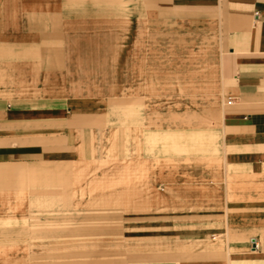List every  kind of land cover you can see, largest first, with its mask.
Instances as JSON below:
<instances>
[{
    "label": "rangeland",
    "instance_id": "374dc122",
    "mask_svg": "<svg viewBox=\"0 0 264 264\" xmlns=\"http://www.w3.org/2000/svg\"><path fill=\"white\" fill-rule=\"evenodd\" d=\"M30 2L39 18L47 12L62 17L66 10L87 14L62 20L70 28L55 31L60 41H37L22 26L32 15L25 11ZM138 6L136 0H0V108L30 114L20 125L0 128V262L28 260L52 249L125 259L131 237L134 259L140 262L142 237L158 234L152 229L157 223L142 221L165 219L160 234L168 242L175 216L188 221L190 214L220 210L215 204H220L222 176L206 172H220L222 166L221 110L228 100L222 94L221 24L211 30L204 22L157 16L144 22L132 14ZM8 16L16 23L5 27L1 21ZM68 44L69 74L61 68L64 56L58 59ZM84 47L101 51L102 57L111 50L107 63L115 80L108 85L114 94H104L108 85L94 77L98 72L81 67L77 73L75 62L89 57L78 54ZM169 49L175 54L163 59L161 53ZM209 51L212 81L189 80L196 56ZM174 64L178 80L171 92H129L124 78L133 70L143 86L152 68ZM195 70L201 73L200 67ZM51 111L60 114L53 117ZM55 119L64 122L52 123ZM23 139L41 142L20 145ZM45 141L54 149L44 151ZM19 150L29 154H10ZM78 182L82 185L73 184ZM94 182L115 184L107 193L134 186L163 198L146 201L139 195L130 204L91 205L97 193L86 184ZM219 238L211 240L215 264L224 260L220 247L217 251Z\"/></svg>",
    "mask_w": 264,
    "mask_h": 264
},
{
    "label": "crops",
    "instance_id": "0c3cea01",
    "mask_svg": "<svg viewBox=\"0 0 264 264\" xmlns=\"http://www.w3.org/2000/svg\"><path fill=\"white\" fill-rule=\"evenodd\" d=\"M136 1L139 6L132 8V14H139L144 22L146 17L149 19L151 16H157L158 19L173 17L175 22L180 23L204 22L211 30L215 25L221 24L223 32L222 94L232 104L223 106L221 110L219 137L222 166L220 172H206V174L215 173L222 176L220 183L222 196L220 204H215L220 207V210L217 213L190 214L186 218L188 221H183L182 216H175L174 235L168 242L166 241L167 237L160 234L165 232V219L142 221L143 224L146 222L157 223L158 226L153 225L152 229L158 230L159 235L149 232L147 237H142L140 253L143 256V261L140 262L134 259L135 248L133 237H131V242L130 238H126L125 259L119 257L118 254L85 253L79 250L66 252L51 248L52 250L45 254L31 257L28 260H4L0 264H215L214 244L211 243V240L216 236H220L217 251L220 247L224 256L223 264H264V0ZM61 7L63 8V5ZM35 10L37 11V8L34 3L30 2L26 5L25 11L32 12V15L23 20L22 26L26 32L33 31L37 36V41L46 39L54 42L60 41L62 36L55 31L70 28L68 25H62L64 24L62 20L70 19L73 16L81 18L80 15L87 14L66 10L62 17L56 13L47 12L42 18H39L34 14ZM1 23L7 27L14 25L16 21L9 19L8 16ZM50 30H54L52 35L48 34ZM66 40L69 42L70 36ZM69 48L70 45L63 55L60 54L58 57L59 59L64 56L61 68L68 74L71 68L70 63L73 61L70 59ZM80 50L78 54L84 53L89 57L75 62L77 73L80 74L79 71L82 68L101 73L100 75L95 73L94 77L105 80L107 85L110 84L108 81L115 80V77L110 74L111 66L107 63L109 62L107 59L111 60V50L108 49L109 56L104 53L103 57L101 51H94L87 47ZM172 50L163 51L161 57L163 55V59H168L170 54H175ZM211 52L196 56L193 67L191 65L193 69L187 74L189 80L212 81L214 69L211 65V57H213ZM55 65L56 63L52 64L48 69ZM197 67L201 68V73L196 72L195 68ZM37 69L34 68L33 73L36 74ZM176 69L175 64L173 67L169 65L152 68L147 74L146 83L143 86L139 84L134 70L130 77L124 79L125 83L129 85L131 94H138L142 90L155 94L171 92L178 80ZM88 76L93 77L90 74ZM156 80H163L164 83H157ZM189 87L186 86L183 89L191 91ZM196 87L205 88L204 86ZM198 88L196 89L198 90ZM106 89L104 94H114L113 92H115L109 85ZM118 108L117 106L114 111ZM111 111L107 113L109 120L113 117ZM50 113H53L52 116L60 114L59 111ZM29 115L21 112H6L0 108V128L5 129V127L16 123H18L16 125H20L19 122L27 120L26 116L29 117ZM57 122L64 121L55 119L52 123L57 124ZM61 126L63 125L60 124L59 127ZM110 131L109 129V133ZM210 139L214 140V138ZM37 142L41 141L35 139L18 141L20 145ZM43 146L44 151L54 149L51 141H45ZM22 153L27 154L28 152L24 150L10 152L14 155ZM73 184L82 185L79 182ZM86 186L90 187L93 193H97L90 201L91 205L96 206H108L120 202L130 204L139 195L146 201L163 198L158 193L153 195L148 188L143 190L133 186L120 192L107 193L106 191L115 184L94 182L86 184ZM147 195L148 197H146ZM129 222L133 224V220H127V223ZM160 223L164 225H160ZM166 255L170 256L167 260L165 259Z\"/></svg>",
    "mask_w": 264,
    "mask_h": 264
},
{
    "label": "built area",
    "instance_id": "2783aa9c",
    "mask_svg": "<svg viewBox=\"0 0 264 264\" xmlns=\"http://www.w3.org/2000/svg\"><path fill=\"white\" fill-rule=\"evenodd\" d=\"M230 104H232V102L231 101H228V105H230Z\"/></svg>",
    "mask_w": 264,
    "mask_h": 264
}]
</instances>
